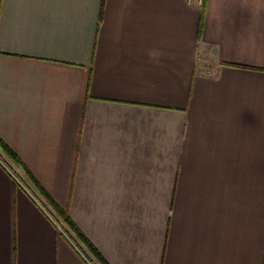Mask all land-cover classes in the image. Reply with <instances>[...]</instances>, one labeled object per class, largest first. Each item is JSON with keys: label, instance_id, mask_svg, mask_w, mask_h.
<instances>
[{"label": "crops", "instance_id": "obj_1", "mask_svg": "<svg viewBox=\"0 0 264 264\" xmlns=\"http://www.w3.org/2000/svg\"><path fill=\"white\" fill-rule=\"evenodd\" d=\"M0 138L107 264H264V0H0ZM0 264H90L1 163Z\"/></svg>", "mask_w": 264, "mask_h": 264}, {"label": "trees", "instance_id": "obj_2", "mask_svg": "<svg viewBox=\"0 0 264 264\" xmlns=\"http://www.w3.org/2000/svg\"><path fill=\"white\" fill-rule=\"evenodd\" d=\"M0 155L1 157L9 163L24 179H26L36 193L43 198L47 206L50 208L54 216L62 222L68 237L62 236L66 239L69 244L73 246L71 241L77 243L81 249L88 255L95 264H107L100 253L96 250L93 244L86 238V236L79 230V228L72 222L67 212L58 206L55 201L46 193L43 187L38 183V181L33 177L28 168L22 163L17 154L0 138ZM71 241H70V240Z\"/></svg>", "mask_w": 264, "mask_h": 264}, {"label": "built area", "instance_id": "obj_3", "mask_svg": "<svg viewBox=\"0 0 264 264\" xmlns=\"http://www.w3.org/2000/svg\"><path fill=\"white\" fill-rule=\"evenodd\" d=\"M0 163L5 167V169L9 172V174L13 177V179L23 188L25 191L29 194V196L40 206V208L47 214V216L56 224L57 230L62 232V222L60 220H57L54 218V214L50 210V208L47 206V204L44 202V200L30 187L27 186L25 182H23L21 176L19 173L9 164L7 163L0 155ZM67 238H69L67 235H65ZM70 240V239H69ZM71 241V240H70ZM73 246L89 261L90 264L92 262L90 259L86 256V254L82 251L81 248L74 242L71 241Z\"/></svg>", "mask_w": 264, "mask_h": 264}, {"label": "rangeland", "instance_id": "obj_4", "mask_svg": "<svg viewBox=\"0 0 264 264\" xmlns=\"http://www.w3.org/2000/svg\"><path fill=\"white\" fill-rule=\"evenodd\" d=\"M54 218H56V217H54ZM57 219V218H56ZM58 220V219H57ZM61 228H62V232L61 231H59L58 230V232H59V234L60 235H62V236H65V235H67L68 236V234H67V232H66V230H65V228L64 227H62L61 226ZM77 244V243H76ZM78 245V244H77ZM79 246V245H78ZM79 248H81L80 246H79ZM83 251V250H82ZM84 252V251H83ZM85 253V252H84ZM86 254V253H85ZM87 257H88V255H86ZM91 262H92V264H95V262L91 259L90 260Z\"/></svg>", "mask_w": 264, "mask_h": 264}]
</instances>
